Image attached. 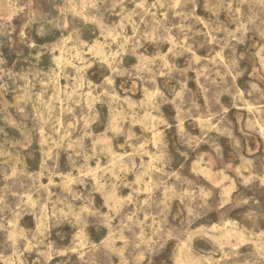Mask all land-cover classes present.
Segmentation results:
<instances>
[{
	"label": "clouds",
	"instance_id": "obj_1",
	"mask_svg": "<svg viewBox=\"0 0 264 264\" xmlns=\"http://www.w3.org/2000/svg\"><path fill=\"white\" fill-rule=\"evenodd\" d=\"M4 10L9 25L26 15L20 41L48 62L0 68V264H93L101 248L110 264H228L245 245L264 264V231L245 223L259 217L231 214L253 177L237 179L221 143L246 163L264 148V0Z\"/></svg>",
	"mask_w": 264,
	"mask_h": 264
},
{
	"label": "rangeland",
	"instance_id": "obj_2",
	"mask_svg": "<svg viewBox=\"0 0 264 264\" xmlns=\"http://www.w3.org/2000/svg\"><path fill=\"white\" fill-rule=\"evenodd\" d=\"M18 3L22 5H29L32 11H35L37 15H49L55 16L56 13L54 11L56 4L59 3V0H17ZM149 3H154L155 0H148ZM5 0H0V17L7 15L4 10ZM26 15L21 14L18 15L11 25L5 23L3 20H0V68H3L5 71L11 70L14 73H23L27 71H37L40 69H44L47 65L48 58L45 56L42 59V62L37 63V61L33 58L34 52L30 54V50L25 46L24 43L20 41V29L23 22L26 20ZM14 29V30H13ZM11 33V35H9ZM29 35H32L29 33ZM39 43V41H38ZM59 55V54H57ZM181 66L183 65V60L179 61ZM192 79L189 81L188 86L191 87H199L200 77L195 71L189 73ZM31 80V77H29ZM61 90L57 94L56 104L63 107L64 106V85L66 81L60 80ZM174 83V82H173ZM25 86L24 82H20V88L23 89ZM39 87H47L46 83H42ZM243 91V90H242ZM38 99H42V97H38ZM49 101L52 100L51 94L48 96ZM224 101H227L228 98L224 97ZM204 95L203 92L201 94V101L203 102ZM171 108L169 107L168 112L171 114ZM250 109L247 107H241L239 104L233 108L232 113H243L245 117L249 114ZM230 113V115H232ZM200 119L194 118V123L197 125V128L200 126ZM244 123L247 122L243 121ZM240 121L237 122V126H239ZM60 125L62 127L63 121H60ZM257 135L260 136L261 140H264V128H260L257 132ZM222 147H225V160H232L236 163L237 172H239V176L237 179L239 180H247L249 176L253 177V179L247 184L239 183L236 185L238 193H232L238 198H248L250 200L249 205L243 206V208L236 209L233 213V216L237 218L241 217L244 212L253 210L257 217H259L258 223L254 225L252 221H245L247 226L255 231H264V148H262L261 152L254 157H251V162H245V160H240L236 158L234 152H231L229 146L224 141V138H221ZM207 147V146H203ZM193 170L197 168L198 162L193 159L191 161ZM244 165L243 171H241V165ZM46 183V181H44ZM17 190H20L17 187ZM127 191V190H126ZM35 220V218H33ZM259 233H256L258 236ZM3 237L0 236V241H2ZM54 239L59 243L60 238L54 237ZM67 240L63 243L67 244ZM73 256H77V252L75 248L72 251ZM90 260L93 264H110V259H114L110 256L109 249L101 248L97 252L90 254ZM248 261L250 264H256V257L251 249L245 245L240 249V253L238 257L229 261L228 264H245Z\"/></svg>",
	"mask_w": 264,
	"mask_h": 264
}]
</instances>
